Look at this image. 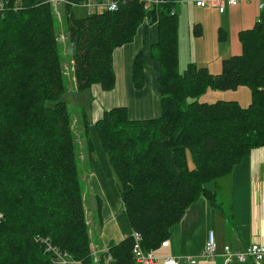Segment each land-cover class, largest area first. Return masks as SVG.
<instances>
[{"label":"trees","instance_id":"trees-1","mask_svg":"<svg viewBox=\"0 0 264 264\" xmlns=\"http://www.w3.org/2000/svg\"><path fill=\"white\" fill-rule=\"evenodd\" d=\"M47 1L19 0L20 8H11L0 20V264H54L47 244L67 252L76 264H105L107 256L117 264H133L131 235L110 243L96 260L92 254L72 112L62 99L66 59ZM262 3L252 26L238 32L241 53L224 58L217 74L192 63L179 71L175 0L149 10L139 0H127L115 10L84 17L64 6L73 62L67 80L77 91L93 84L112 90L113 51L133 41L147 17L158 27L150 50L160 65V116L130 119L127 108L117 106L94 123L132 232L142 235L144 250L159 247L199 197L217 207L205 184L227 175L253 148L264 145ZM199 31L195 26L194 32ZM133 73L134 85L142 87L141 52ZM239 86L250 91L247 106L236 100H198L208 89ZM77 112L89 155L88 122L83 108Z\"/></svg>","mask_w":264,"mask_h":264},{"label":"crops","instance_id":"crops-1","mask_svg":"<svg viewBox=\"0 0 264 264\" xmlns=\"http://www.w3.org/2000/svg\"><path fill=\"white\" fill-rule=\"evenodd\" d=\"M157 40V24L147 17L139 26L133 41L113 51L116 81L112 90L104 91L98 84H93L83 91H77L73 82L67 87L77 108H83L85 112L93 149L98 146V150L80 157H86L92 170L88 179V190L92 197L86 200L84 197V201L95 260L110 243H118L130 236L132 229L94 123L104 110L117 106H125L130 119L160 116V65L151 57L150 50ZM140 52L144 83L142 87H136L133 63ZM79 99L81 101H77ZM205 188L214 193L218 206L211 205L203 196L193 202L181 220L170 228L167 237L169 245L157 252L156 264H163L165 256L197 257L209 231L214 234L217 246L215 255L212 259L197 260L194 264H264V259L260 262L232 259L226 263L223 253L224 245L238 252L252 243H264V145L253 148L227 175L206 183ZM105 264L117 263L107 256ZM133 264L140 263L134 261ZM180 264L192 263L184 258Z\"/></svg>","mask_w":264,"mask_h":264},{"label":"rangeland","instance_id":"rangeland-1","mask_svg":"<svg viewBox=\"0 0 264 264\" xmlns=\"http://www.w3.org/2000/svg\"><path fill=\"white\" fill-rule=\"evenodd\" d=\"M178 7V68L182 71L187 68L189 63L197 67H207L212 74L221 71V61L231 55L241 53V44L238 38V32L241 29L251 27L255 21L258 12V1H241L235 6H225L224 12H219L213 7H197L191 0H182ZM57 40L66 61L63 62V70L70 69V73L65 76L72 77L69 44L66 34V23L64 20V6H51ZM72 13L76 17H84L87 10L83 6H73ZM200 28L199 33L194 32V27ZM59 37L61 39H59ZM61 52V53H62ZM65 73V72H63ZM66 78V85L69 81ZM68 90L62 95L72 112V123L75 131V137L78 144V169L80 180L83 188V195L86 199H91L92 194L88 190V179L92 174L90 163H87L86 151L84 150V142L81 137L80 114L77 112V104L73 102ZM200 102H215L216 100H236L241 105L250 103V91L246 86H239L235 90H210L208 89L202 94ZM77 101H81L80 99ZM90 102L86 104L89 107ZM90 135V133H89ZM90 139L93 140L90 135ZM98 146H94V151L98 150ZM83 152V153H82ZM191 165V164H190Z\"/></svg>","mask_w":264,"mask_h":264},{"label":"built area","instance_id":"built-area-1","mask_svg":"<svg viewBox=\"0 0 264 264\" xmlns=\"http://www.w3.org/2000/svg\"><path fill=\"white\" fill-rule=\"evenodd\" d=\"M127 0H48L47 2L50 3L51 6H65L69 5L71 8L73 6H83L86 8L88 14H92L95 12H102L105 10H115L121 2ZM143 4V8L145 10H149L151 6L163 4L168 0H139ZM176 4H180L183 2L182 0H175ZM193 4L197 7L205 8V7H213L217 8L219 12H224L225 6H235L241 1H251V0H191ZM258 1L259 9L262 7L263 3L262 0ZM16 4L14 7L8 3L7 0H0V20L3 19L5 13L11 8L17 10L20 8L19 0H15ZM174 10L172 11V13ZM59 39H61L59 37ZM73 62L71 63V70L73 71ZM65 73H70V69L67 70ZM4 218L3 213L0 211V223ZM133 237V245H132V255L135 262L140 264H156L157 260V252L164 247L169 245V241L166 239L160 243V246L155 249L144 250L141 241L142 235L139 232L133 231L131 233ZM216 242L214 238L213 231H209L207 234V239L204 243L202 250L199 252L197 257H173V256H165L163 258V264H180L182 259H187L190 263L194 264L197 260L202 259H212L215 255L216 251ZM47 250L51 251L53 254V263L54 264H76L77 261L73 260L71 256L65 252L61 251L58 248L52 247L51 245L47 244ZM223 253L225 256V262H229L232 259H235L239 262H244L248 259H252L255 262H260L264 259V243H252L243 251L234 252L231 251L228 245L223 246ZM92 254H95L93 251Z\"/></svg>","mask_w":264,"mask_h":264},{"label":"bare ground","instance_id":"bare-ground-1","mask_svg":"<svg viewBox=\"0 0 264 264\" xmlns=\"http://www.w3.org/2000/svg\"><path fill=\"white\" fill-rule=\"evenodd\" d=\"M46 239V238H45ZM44 244V243H43ZM41 245H42V243H41Z\"/></svg>","mask_w":264,"mask_h":264}]
</instances>
